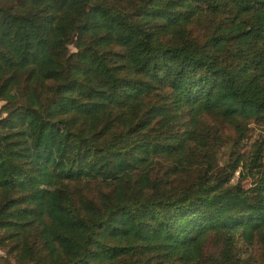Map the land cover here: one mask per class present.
<instances>
[{"label": "trees", "instance_id": "16d2710c", "mask_svg": "<svg viewBox=\"0 0 264 264\" xmlns=\"http://www.w3.org/2000/svg\"><path fill=\"white\" fill-rule=\"evenodd\" d=\"M0 102L2 264L264 259V0H0Z\"/></svg>", "mask_w": 264, "mask_h": 264}, {"label": "rangeland", "instance_id": "374dc122", "mask_svg": "<svg viewBox=\"0 0 264 264\" xmlns=\"http://www.w3.org/2000/svg\"><path fill=\"white\" fill-rule=\"evenodd\" d=\"M202 24L195 25L192 30L197 36L204 34V28ZM73 50L74 47L71 46ZM2 102H0L1 105ZM209 123L212 124L216 130V156L218 169H228L230 161H234L235 158H246L252 153L255 144L260 142L264 137V126L255 122L249 123L243 130H238L234 125L227 123L221 119H209ZM236 177H239V172L236 173ZM252 184V178L243 180L245 187H250ZM241 249L244 250V255L250 260V264H257L258 262L264 263L262 257V247L259 245H244L240 242ZM5 255V251L0 248V256ZM0 264L2 260L0 259Z\"/></svg>", "mask_w": 264, "mask_h": 264}]
</instances>
